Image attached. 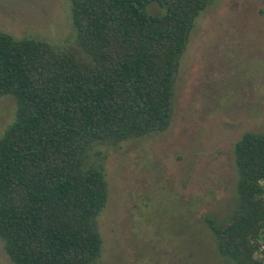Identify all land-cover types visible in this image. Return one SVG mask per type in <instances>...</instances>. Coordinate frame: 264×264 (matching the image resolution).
Wrapping results in <instances>:
<instances>
[{
    "label": "trees",
    "instance_id": "1",
    "mask_svg": "<svg viewBox=\"0 0 264 264\" xmlns=\"http://www.w3.org/2000/svg\"><path fill=\"white\" fill-rule=\"evenodd\" d=\"M211 3L71 0L76 37L63 48L0 32V98L16 102L0 135V239L13 264L97 263L109 184L90 151L168 129L181 58ZM234 155L235 206L205 222L222 258L264 264V132H245Z\"/></svg>",
    "mask_w": 264,
    "mask_h": 264
},
{
    "label": "rangeland",
    "instance_id": "2",
    "mask_svg": "<svg viewBox=\"0 0 264 264\" xmlns=\"http://www.w3.org/2000/svg\"><path fill=\"white\" fill-rule=\"evenodd\" d=\"M0 32L66 47L71 0H0ZM15 112L14 97H1L0 135ZM247 131L264 132V0H212L181 58L168 129L90 151L109 184L96 264H232L205 217L235 206L234 148ZM0 264H13L1 239Z\"/></svg>",
    "mask_w": 264,
    "mask_h": 264
}]
</instances>
